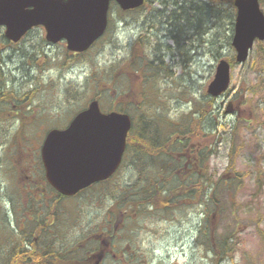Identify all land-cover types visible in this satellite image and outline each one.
<instances>
[{"label":"rangeland","instance_id":"rangeland-1","mask_svg":"<svg viewBox=\"0 0 264 264\" xmlns=\"http://www.w3.org/2000/svg\"><path fill=\"white\" fill-rule=\"evenodd\" d=\"M148 1V7L128 12L112 4L108 31L80 56L69 55L62 43L40 57L39 51H0V106L12 110L9 114L0 109L1 223L10 200L7 193L20 199V186L29 171L32 180L33 172H40L37 182L43 188L44 209L51 204L55 212L59 201L40 171L41 144L50 128H65L91 101L98 100L104 111L114 104L123 106L136 120L143 108L180 120L204 106V126L214 141L209 172L216 181H229L219 182L216 188L224 212L219 226L214 223L210 228V238L212 230L230 234L234 251L223 264H264V41L255 43L246 62L232 65L230 88L211 101L207 90L219 61L236 56L227 38L229 20L221 22L222 41L201 36L196 27L186 28L185 36H180L187 40L189 53L173 61L164 46L175 43L166 36V19L155 11L162 10L161 0ZM146 31L154 34L151 41L169 72L161 73L155 83L144 84L151 64L142 66L136 59L132 63L131 57L137 52L151 57L138 45V40L146 43ZM194 33L204 40L201 47L191 46L193 41L188 39ZM18 147L21 152L15 157ZM132 160L135 156L127 157L108 182L60 203L65 216L62 232L69 242L87 241L90 233L103 234L108 215L115 213L116 229H120L116 248L106 249L102 264H213V254L199 240L204 207L194 200L168 214L135 211L124 220L129 191L142 187L147 176L160 177L161 162H148L152 169L142 171V164ZM115 198L120 204L112 207Z\"/></svg>","mask_w":264,"mask_h":264},{"label":"trees","instance_id":"trees-1","mask_svg":"<svg viewBox=\"0 0 264 264\" xmlns=\"http://www.w3.org/2000/svg\"><path fill=\"white\" fill-rule=\"evenodd\" d=\"M260 3L263 7L264 0H260ZM112 4L116 3L113 2ZM161 4L163 6L162 10L155 11L161 14L162 18L166 19L168 28L166 36L175 43L173 47L168 44L164 46V51L168 53V56L173 61L177 56L182 57L183 55H188L189 44H186L187 40H181L180 35L185 36L183 33L185 29L193 27L195 22L200 23V27L203 30L201 36L217 37L222 41L221 22L229 20L230 26L228 28L229 33H227V38L229 45L232 44L231 39L236 15L234 0H161ZM148 5L149 1L146 0L145 4L138 9L142 10L148 7ZM144 34H147L146 43L144 44L138 40V45L142 44L145 47L144 49L150 52L151 57L149 58L145 55L141 57L138 55L139 52H137L135 58L131 57V61L134 63L133 59H136L142 66L151 64L149 68L150 72L144 74V84L145 82L155 83V79L161 73L167 75L169 71L163 66L164 60L158 55L153 41H151L154 38V34H151L150 31H146ZM188 40L193 41L191 45L193 47H201L202 42H204L202 38H195V33ZM184 45L186 46L183 51ZM39 53L37 52V57ZM228 61L232 65L236 63L234 56L228 59ZM155 64L158 65L157 68L154 66ZM151 69L159 75L153 74ZM159 70L160 73H158ZM137 73L142 74L143 72ZM109 81L114 83L116 80L114 81L113 78H110ZM0 91H2V88H0ZM210 100L214 101L215 98L212 97ZM0 109L9 114L12 111L11 108H6L3 105L0 106ZM8 109L11 111H8ZM112 110L132 114L127 108L118 106V104H114L110 111ZM142 112L141 115L137 116L140 120L134 119V116L132 118L133 127L128 136V145L124 160H127V157L130 155H132V158L135 156L136 160L132 161L137 165L142 164V171L152 169L148 165V162L153 163V160L161 162V167H159L160 177L147 176L142 187L138 190L129 191L127 202L123 205L124 215L122 214V217L125 220L127 217H131L135 211L150 212V210H160L168 214L170 211L190 204L194 200L204 207L205 213L199 233L200 243L205 246L206 250H209L208 252L213 254V264H223L230 258L234 251L230 243L231 236L230 234L218 235L212 230L211 240L210 228H212L214 223H218L219 226L224 212L220 206V196H217L216 188L219 182L227 184L229 181L223 179L216 181L210 175L209 160L212 155L210 146L214 141L204 126L203 121L206 116L204 106L201 110L193 111L191 115H185L180 120H175L165 115L162 116V114H159V111H150L148 108L146 110L143 108ZM198 114L201 117H198ZM40 163L41 171L47 182L41 160ZM171 164L175 166H171ZM156 175L157 173H155ZM109 180L101 183H106ZM47 184L51 189V193L59 201L54 212L55 208L52 206L51 210V204L44 209L45 202L42 200V210L44 211V214H42L43 222L46 220L50 222L52 218L55 219L53 225L51 222L49 226L50 229L54 226L56 230V264H102L106 249L111 245L112 248H116L115 244L118 240V232L120 231V229H116L117 214L114 213L113 216L108 215L106 219L107 227L104 226L103 234H97L96 237L94 236L95 234L90 233L87 241L70 243L69 238L62 232L61 221L65 216H63L60 210V203L68 197L58 193L48 182ZM31 186L33 188L36 187L35 184H31ZM88 189L81 191L79 194ZM113 201V204H111L112 207L120 204L118 198H115ZM48 210L49 212H47ZM1 222L2 219L0 220ZM216 228L218 227L216 226ZM52 235L51 231L48 232V235H46L45 231L42 232V264H51V251L54 250L51 239ZM3 236L4 229L1 223L0 253H3L4 250ZM86 239L83 238L82 240ZM82 245L90 249L85 250L81 248ZM46 249L50 252H45Z\"/></svg>","mask_w":264,"mask_h":264},{"label":"water","instance_id":"water-1","mask_svg":"<svg viewBox=\"0 0 264 264\" xmlns=\"http://www.w3.org/2000/svg\"><path fill=\"white\" fill-rule=\"evenodd\" d=\"M146 0H0V25L19 40L31 27L44 25L47 39L67 42L72 52H85L109 25L116 2L124 10L137 9ZM237 9L232 46L236 61L248 60L256 41H264V11L260 0H235ZM231 84V64L221 59L208 94L219 97ZM133 127L129 114L103 112L98 100L80 111L63 129L49 130L41 147L48 183L61 195L72 197L91 185L111 178L123 162Z\"/></svg>","mask_w":264,"mask_h":264},{"label":"flooded vegetation","instance_id":"flooded-vegetation-1","mask_svg":"<svg viewBox=\"0 0 264 264\" xmlns=\"http://www.w3.org/2000/svg\"><path fill=\"white\" fill-rule=\"evenodd\" d=\"M67 43L61 40L53 43L47 39V30L44 25H37L28 29L19 40L9 39L7 36L6 26L0 25V51L1 50H22V51H42L51 50L53 46ZM69 52V51H68ZM71 56H80L83 53H68ZM20 148H17L15 157L19 156ZM41 158V153H40ZM41 160V159H40ZM42 162V161H41ZM41 171V170H40ZM24 176V185L20 186V199H16L12 192H8L6 197L10 200L7 202L6 211L3 220V253H0V264H42V232H52V244L54 250L51 251V264L57 262V245L56 230L53 226L55 219L50 222H43L42 219V196L43 188L37 182V175L40 172H33L34 180H32V172ZM42 173V171H41ZM35 184L36 187H32ZM38 185V186H37ZM11 205V206H10ZM53 213V212H52ZM45 252H50L47 249ZM48 263V261H47Z\"/></svg>","mask_w":264,"mask_h":264},{"label":"bare ground","instance_id":"bare-ground-1","mask_svg":"<svg viewBox=\"0 0 264 264\" xmlns=\"http://www.w3.org/2000/svg\"><path fill=\"white\" fill-rule=\"evenodd\" d=\"M193 27H194V29H195V27H196V33H199L200 32V35L202 34V32H203V30L201 29V27H200V23L199 22H195L194 24H193ZM192 27V28H193Z\"/></svg>","mask_w":264,"mask_h":264}]
</instances>
